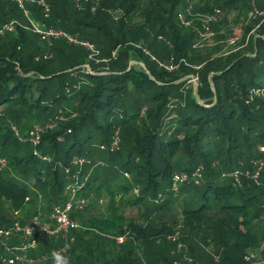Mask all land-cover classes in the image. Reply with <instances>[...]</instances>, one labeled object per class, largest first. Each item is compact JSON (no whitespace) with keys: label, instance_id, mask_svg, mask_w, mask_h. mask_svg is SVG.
Returning a JSON list of instances; mask_svg holds the SVG:
<instances>
[{"label":"trees","instance_id":"trees-1","mask_svg":"<svg viewBox=\"0 0 264 264\" xmlns=\"http://www.w3.org/2000/svg\"><path fill=\"white\" fill-rule=\"evenodd\" d=\"M185 1L102 0L92 12L77 9L73 0H48L51 13L47 19L42 8L30 6L35 19L46 26L82 33V40L96 44L109 60L98 67L88 62L86 48L71 51L72 44L65 41L50 46L53 56L44 58L40 38L28 29L23 11L10 0H0V24L15 26L12 33L0 35V228L16 219L3 209V203L24 216L32 209L33 214L40 212V192L49 206L44 211L62 203L67 185L76 181L69 178L78 169L73 159L90 157L105 146L109 155L106 177L97 172L88 177L83 194L102 193V182L117 170L129 173L133 179L123 191L138 187L140 193L136 200H127L128 205L142 209L146 201L159 200L161 204L152 210L182 216V235L171 241L173 230L167 222L144 228L111 204L109 216H73L89 229L70 233L76 236L67 254L71 264H200V244L211 241L219 242L222 259L216 262L209 257L204 264H249L247 249L264 243V172L258 182L242 176L240 185L223 174L251 171L257 160L264 159L259 149L264 146V98L247 102L250 90L264 88V23L257 35L249 37L241 54L225 62L206 60L201 54L194 55V34L180 26ZM256 3L214 0L205 12L213 13L216 7L264 11V0ZM143 6L145 22L131 26L127 20L132 21ZM112 9L122 12L114 23ZM160 36L171 41V51L158 42ZM146 46L160 58L172 52L179 61L198 58L204 65L196 71L182 62V75L171 79L157 59L145 54ZM86 63L92 73L83 67ZM188 74L200 76L198 99L191 89L183 91L189 79L182 81V77ZM171 102L175 103L172 107ZM50 122L55 127L42 133L37 146L41 156L48 158L43 160L25 138L33 125L44 127ZM117 131L120 146L111 151ZM181 165L189 168L179 169ZM201 167L202 178L192 184L194 190L183 192L182 200L170 196L175 172L191 173ZM67 168H71L70 175ZM85 175L82 167L79 178L84 180ZM31 180L34 190L28 183ZM118 191L108 189L112 201ZM176 205L181 211L177 212ZM209 215L219 226L213 234L208 231L202 242L190 232H199ZM127 232L129 240L118 244L115 237ZM87 234H93L90 242L85 240ZM189 241L188 261L177 252L180 243ZM64 243L63 239H46L40 252L53 251Z\"/></svg>","mask_w":264,"mask_h":264},{"label":"rangeland","instance_id":"rangeland-1","mask_svg":"<svg viewBox=\"0 0 264 264\" xmlns=\"http://www.w3.org/2000/svg\"><path fill=\"white\" fill-rule=\"evenodd\" d=\"M213 2L214 0H186L184 6L181 7L180 9V14H179L178 19H179L180 26L184 28V30L186 31L191 30L192 33L194 34V41L192 43L193 44L192 48L196 50V52L194 53L195 56H198L199 54H201V57L205 56L206 60L208 58H210L211 60L220 59L221 61L225 62V60L228 59L230 56L241 54V52H243L247 48L249 37L255 36L259 33L260 26L264 23V11H260L258 7H254V9L252 10H248V9L240 10L239 8H236L230 11L221 10L220 7H216L213 13L205 12V10L208 9L209 5L212 4ZM256 2L257 0L256 1L252 0L253 5H256L257 4ZM143 10H144V6L140 11H138L135 14V17L132 19V21L128 19L129 21L127 20V22L131 24V26H137V25L143 24L145 22ZM111 14H112L111 23H114V22H117L118 18L121 17L122 12L118 9H112ZM32 18L35 20V22H37L40 25V27L45 28V29L52 28V27L46 26L44 22L39 21L37 17L35 19L33 14H32ZM45 19L47 18L45 17ZM28 25H29V22H28ZM29 30L32 32L30 28ZM72 33L74 36H77L79 38L83 37V36L80 37L82 33H79V32H72ZM33 34L38 36L35 33ZM84 37H87V36H84ZM158 38H159L158 42H160L161 44H164V46L166 47V51H169V50L171 51L170 49L172 46L171 41L163 36H160ZM63 41L64 40H56L53 42H43L40 38L39 45L42 46V51H43L42 54L45 53V55L53 56V53H50L51 52L50 46L53 45L55 47L61 43H64ZM139 45L142 46L143 43H140ZM70 48H71V51L72 50L78 51V48H80V46L72 44ZM80 50H83V49L80 48ZM144 52L146 55L152 58V60L157 59L159 63L161 64V66L164 67L168 71L171 79L178 78L180 77V75H182V72H180L182 62L186 66L190 68H194L196 71H200L204 65V62L198 58L197 60H194V62H189L185 59H182L179 61L175 58V55L172 54V52H167V55L163 56L164 58H160V56L157 55L153 51V49H149L148 47L144 48ZM101 58H103L102 54H101ZM88 62L91 63L89 60ZM102 63L103 62H99V63L95 62V65L98 67H101ZM131 64L134 66L146 68L143 63H138L136 61H132ZM67 66L69 65H64L62 66V68H65ZM88 66L89 64L86 63L83 67L87 70ZM199 77L200 76L198 74H188L182 77V81H188L189 79L188 83L182 87L183 91L191 89L197 99H198V96H197L198 94L196 93H197L198 88L200 87ZM174 104H175L174 102H171L170 106L172 107ZM68 133L70 134L69 131ZM92 148L96 149L97 145H94ZM35 151H38L39 153V149L34 150V152ZM101 151L100 152L96 151V154L93 153L92 156L87 157V158H83L79 156L80 158L85 159L84 166L82 167H83V170L87 173V177L92 178V176H95L96 172H97V176L101 175V177L103 178L106 177L105 172L109 164L107 161H105V158H108L109 155L106 153L105 150L104 152H101ZM39 158L42 159L41 157ZM88 160L91 161V163H89L88 166H86L87 165L86 163ZM100 162H105V165L100 164V166H97ZM5 164L6 163L4 162V164L2 165V168H6ZM91 167L92 169H90ZM180 167L182 168H179V169L189 168L188 165L187 166L181 165ZM216 167H219L218 163ZM255 168H256V165L253 164V169L251 171H249L248 169L247 170L239 169L238 171L241 172V174L243 175H245L246 173H249L250 176H253L255 174L254 173ZM116 172L117 173L109 174L110 175L108 178L109 180L106 183L102 182L103 183L102 193H99V195H97L96 193H92V192L87 193L88 196H90V194H93L92 195L93 197L91 198L90 206L84 209V211H74L72 213V217L75 215L78 217H83L84 219H88L92 216H101V215L109 216L110 214H112L111 204H113V207L115 209H118L128 219H132L136 223L145 226L144 228L149 227V225L151 224H155L159 226L162 223L167 222L170 225L169 227L171 228V231L173 230L172 234L169 236V240L171 241L178 240L180 236L182 235L181 230L184 227V221L182 220V216L179 215L176 217L173 214H171V212H167V211L164 212V214H162V212H158L155 210L153 211L152 208L154 209V206L161 204L159 200L156 201V200L150 199V201L148 202L146 201L142 209H139L141 207L137 208V207L128 205L127 200L133 201L139 197V195L135 194L134 190H130L127 193L123 191L124 190L123 187L128 185V183H130L133 178L131 174L129 173H128L129 174V177H128L126 175V172L119 171V170H117ZM262 172H264V169L262 170ZM77 177L75 179H77ZM69 178L74 179L72 178V176H69ZM78 179H83V178L78 177ZM28 183L30 187L33 188L32 180L29 181ZM192 184H195V183L180 184L179 191L171 192L170 196H172L173 198L180 197L178 200H182V196L185 195L183 194V192H186V191L189 192V190L195 189V185H192ZM108 189L110 190L116 189L120 191V194L116 197L114 201H112V197H111V194H109ZM191 192L192 191H190V193ZM39 199H40V205H39L40 212L42 213L43 216H48L52 210L44 211V209H48L49 206L47 205V202L44 198V194L42 192H40L39 194ZM29 208L30 207L27 206L28 210ZM175 208L177 212L181 211V207L179 205H176ZM3 209H5V211H7L8 214L12 218H14L15 213L12 212V208L9 205H7L6 203H3ZM34 212L35 211L33 209L30 211H27L25 212L26 216H24L21 212H18V215H15V217H20V218L23 217V219L30 221L33 218V216H35L33 214ZM210 217L211 216L209 215L207 218H205V222L206 221H210V222L208 224L207 223L205 224L204 222L199 232L197 233L190 232V234L193 235L194 238H197L202 241L203 237L206 236L205 234L208 235L209 233L208 231H210V233L213 234V232L218 229L219 224H217V222H215L214 220L213 221L210 220ZM76 220L77 222L82 224L79 218H76ZM73 232L82 233V230H75ZM69 237H70V234H69ZM92 237H93V234H87L85 235V240L90 242V239ZM71 238H74L76 240V236L71 235L70 239ZM190 244H191L190 241L184 244L180 243L178 247L179 250L177 252L178 255H180L181 257H183L185 260H188V261L191 258L190 251H189ZM200 245H201V248L203 249L202 250L203 258H201L202 263L201 261L198 260L200 264H204L205 261L209 259V257L214 259V261L216 262L221 261L222 259L221 254L218 253V251L220 250V244L218 241L217 242L211 241L209 244L201 243ZM250 252H254L258 255L264 256V243L260 245H256L255 247H252V248L249 247L245 253V256ZM45 253H50V251L45 252Z\"/></svg>","mask_w":264,"mask_h":264},{"label":"built area","instance_id":"built-area-1","mask_svg":"<svg viewBox=\"0 0 264 264\" xmlns=\"http://www.w3.org/2000/svg\"><path fill=\"white\" fill-rule=\"evenodd\" d=\"M14 2L24 13L27 18L30 28L33 33L37 34L43 42H53L56 40H64L69 44L79 45L86 48L89 52L90 62H108L106 58H101V51L96 46V44L82 40L81 38L74 36L64 29L59 28H42L35 22L32 18V11L30 6L36 5L42 8L44 16L48 18L51 13V6L48 0H10ZM74 5L77 9H89L92 12H96L97 8L100 6L102 0H73ZM14 23L0 24V35L5 36L8 33L14 31ZM117 54L116 51L113 52V57ZM52 57L51 55H45L44 58ZM90 68V69H88ZM87 70L92 73L90 64ZM250 98L247 102L252 101L255 98H264V88H256L250 90ZM59 119H62L59 118ZM56 125L55 122L47 123L44 127L39 124L32 126L28 138L38 150L37 146L41 144V136L47 129H52ZM71 132V131H69ZM120 146V136L119 131L116 132L114 140L110 146L111 151H116ZM102 150H107L105 146H101ZM260 152L264 154V146H261ZM35 154L40 155V152L35 151ZM42 157V156H41ZM45 160L47 157H42ZM85 159L75 157L72 164L76 166L78 172H73L71 174V168L66 169L67 174H71L72 178L79 177L82 166H84ZM91 163L87 161L86 164ZM256 165L254 175L250 176L249 173L245 175L241 172H225L223 174L224 178H232L235 184L240 185L242 176H246L248 179H252L255 182L259 181V177L264 169V159H259L254 163ZM203 168H198L195 171L188 172H175L172 179V188L176 192L179 189V185L182 183H195L199 184L202 178ZM129 177V174L126 173ZM75 179L74 183L67 185L65 190V199L62 203L53 206L52 211L48 216H43L41 212L34 214L30 221L22 222V218L16 217L15 221L8 227L0 228V264H54L53 252H60L64 256H67L71 249V245L74 242V238L69 237V234L73 230H87L86 226L80 224L72 217L74 211H84L91 204V198L93 194L88 196L83 194L85 185L88 177L86 176L84 180ZM71 179V178H70ZM72 180V179H71ZM135 194L139 195V188L133 189ZM18 215V212H15ZM97 233V232H95ZM62 238L65 243L59 247L50 251V253L40 252V247L46 239L59 240ZM130 238V232L118 235L115 240L118 244H125ZM245 261L249 264H264V256L258 255L254 252H250L245 256Z\"/></svg>","mask_w":264,"mask_h":264},{"label":"clouds","instance_id":"clouds-1","mask_svg":"<svg viewBox=\"0 0 264 264\" xmlns=\"http://www.w3.org/2000/svg\"><path fill=\"white\" fill-rule=\"evenodd\" d=\"M25 221H27V220H25ZM52 255H53L54 264H71L70 258L67 256H64L60 252H53Z\"/></svg>","mask_w":264,"mask_h":264}]
</instances>
